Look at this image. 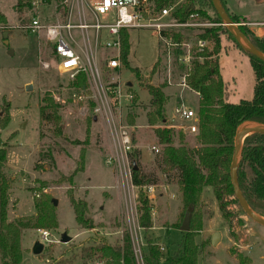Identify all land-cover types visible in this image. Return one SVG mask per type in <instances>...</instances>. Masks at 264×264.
I'll return each instance as SVG.
<instances>
[{
  "label": "rangeland",
  "instance_id": "374dc122",
  "mask_svg": "<svg viewBox=\"0 0 264 264\" xmlns=\"http://www.w3.org/2000/svg\"><path fill=\"white\" fill-rule=\"evenodd\" d=\"M19 1L0 0V13L7 21L6 24L0 23V119L3 120L8 114L10 122L6 128H0V147L6 146L8 149L4 167L10 182L8 221L35 218L36 201L47 195L57 201L58 222L56 230L45 229L50 234L49 243L40 239L39 230L44 229L23 232L21 244L25 261L29 264H104L98 252L88 254L87 251L102 245H122L125 232H129L131 239L133 236L135 244L138 243L136 264H145L141 254L146 248L147 238L166 247L163 251L165 258L170 257L181 243L182 232L173 225L169 228L157 227L174 220L175 203L178 201L172 200L170 212L167 208L162 216V206L152 204L157 211L156 216L151 215L153 227L148 231L138 229L140 190L132 188L131 181L129 184L123 183V174L112 160L114 141L111 126L114 123L131 134L132 151L128 155L130 165L127 171L132 174L133 166H137L141 174L151 180L158 197L166 191L180 199L178 188H174L178 187L175 174H164L163 146L156 143L154 128L159 125L173 128L176 145L179 144V132H183L184 142L198 147L196 135L182 130L187 123L174 111L176 107L192 110L198 107L195 92L176 87L188 69L180 64L178 56L172 55L170 58L167 55L158 33L148 29H132L129 32L130 68L121 64L118 69H109L106 58L112 52L102 49L98 56L102 89L110 109L108 112L104 108L96 112V108L101 107V99L91 86L92 79H88V89L83 92L96 94V97L79 101L76 97L82 94V90L74 88L73 80L56 69L44 32L30 34L22 30L33 18L40 19L46 25L64 22L74 0H67V4L57 0ZM83 1L88 13L98 0ZM228 1L231 10H244L252 20L264 23V3L255 5L253 0H246L244 4L238 3V0ZM207 14L209 20L219 24L213 10L208 9ZM261 27L264 28V24ZM221 28L223 26L220 25L212 27ZM5 32L10 35L7 44L3 39ZM195 36V32L182 30L177 39L194 42ZM74 37L82 44L78 31H74ZM222 37L218 64L229 93L228 101L237 104L241 100H252L255 74L249 57L233 42ZM209 46L211 50L214 47L213 44ZM44 63H50V68H46ZM27 85L32 86L31 91H26ZM149 86H164L165 94L172 98L166 112L170 118L175 116L177 119H168L155 127L149 125L147 114L152 111ZM47 95L62 106L59 112L61 135L56 134L52 122L41 118L40 108ZM153 148L159 152H154ZM82 156L85 157L83 170L76 174L71 183L69 178L82 166ZM110 158L112 161L108 164ZM166 185H170V189ZM35 194H39V198ZM70 196L86 202L88 217L96 225L95 229H83L77 224ZM202 199L203 229L196 238V243L202 248L198 264H240L237 253L249 257L252 264H264V227L242 214L236 203L229 205L232 215L226 220L212 190L204 193ZM134 224L135 229L131 226ZM64 233L71 237L69 243L61 242ZM215 233L221 234L217 246L211 244V237ZM37 241L45 245L41 255L32 252ZM27 251L30 256L26 254ZM162 262L164 264V260Z\"/></svg>",
  "mask_w": 264,
  "mask_h": 264
},
{
  "label": "trees",
  "instance_id": "16d2710c",
  "mask_svg": "<svg viewBox=\"0 0 264 264\" xmlns=\"http://www.w3.org/2000/svg\"><path fill=\"white\" fill-rule=\"evenodd\" d=\"M63 4L65 0H57ZM158 9L168 6L175 0H154ZM190 0L176 13L180 21H185L194 11L193 3L204 17H210L207 10L214 12V17L219 23H223L215 12L211 0ZM227 10L224 1L220 0ZM21 2V0L19 1ZM231 20L239 24L241 31L248 40L264 54V37H258L248 26L246 18L230 14ZM208 15V16H207ZM6 18L0 13V23L6 24ZM224 36L233 42L236 47L249 57L255 74L254 97L252 100H241L237 104L229 103V93L220 74L218 56L222 50ZM202 39L213 40L215 45L212 53L201 54L202 62L195 61L186 78L188 87L200 96L198 107V131L196 135L197 148H192L184 142L183 132H179V144H175V131L167 126H160L166 120V105L168 97L164 92V86H149V94L152 98V111L147 114L148 123L155 127L154 133L158 143L163 146L162 165L164 174L174 173L177 179L178 193L181 199V211L177 227H181L186 213L190 210V231L182 232L181 243L177 251L165 258L160 245L150 238L146 239L147 245L142 253L145 264H198L202 248L196 243V238L203 229V194L206 188H212L218 202L219 209L224 218L229 220L232 213L228 209L230 204H238L235 198L231 181V164L234 155V137L236 129L244 122H255L264 125V62L259 58L245 52L223 26L221 29H210L200 35ZM180 38V37H179ZM121 63L125 68H130V35L123 30L121 35ZM215 55L216 58H209ZM72 86L85 91L88 89V78L80 73L73 81ZM44 104L40 108L41 118L52 122L56 127V134H62L60 110L61 105L56 104L51 95L45 96ZM10 117L7 114L0 119V128L8 126ZM131 124H134L131 121ZM84 153V152H83ZM8 149L0 147V259L2 264H22V235L30 229H46L54 231L58 228L56 219V205L54 198L43 195L36 201L35 218H27L13 222L8 221L10 182L4 172L7 163ZM85 157L82 156V166L70 178L71 183L77 173L83 170ZM133 184L144 187L152 182L144 177L140 170H134ZM240 190L251 208L264 217V135L252 134L243 144L241 161L237 173ZM170 183V182H168ZM70 203L75 213L77 224L87 230L95 229L96 225L88 217V206L85 201L77 200L70 196ZM138 221L140 228L148 231L153 227L151 217L152 206L146 195L139 194ZM242 214H245L240 208ZM124 243L115 245H102L96 249H89L88 254L98 252L104 264H136L132 239L129 232L122 235ZM120 242V241H119ZM236 254V253H235ZM240 264H252L251 259L240 253L236 254Z\"/></svg>",
  "mask_w": 264,
  "mask_h": 264
},
{
  "label": "built area",
  "instance_id": "2783aa9c",
  "mask_svg": "<svg viewBox=\"0 0 264 264\" xmlns=\"http://www.w3.org/2000/svg\"><path fill=\"white\" fill-rule=\"evenodd\" d=\"M64 3L67 4L68 1L65 0ZM187 3H190V0H175L168 6L158 9L154 0H98L87 13L84 1L74 0L70 4L69 10H67L68 16L64 22L46 25L42 24L40 19L33 18L22 27V30L30 34L44 32L52 49L56 69L60 73L67 74L73 81L80 73L86 74L88 79H92L91 86L93 90H97L101 99L102 108L99 106L95 111L101 112L104 108L108 112L110 105L102 89L98 56L103 50L112 52L106 58L108 68L115 70L121 67V35L123 30L129 33L132 29H148L158 33L167 55L170 58L172 55L178 56L180 64L188 69V72L180 78L181 82L178 86L189 88L186 78L193 63L195 61L202 62L204 58L201 54L212 53L214 47L211 50L209 45H215L213 40L202 39L200 35L204 34L206 30L212 29V27L224 26V24H217L207 17L204 18L196 11L197 7L193 3H191V7L193 6L194 11L189 14L185 21H180L176 17V13ZM242 25L249 27L250 24L245 23ZM182 30L195 32L194 42L177 39ZM74 31L80 33L82 44L76 41ZM209 58L215 59L216 56L213 55ZM44 66L50 68V63H44ZM93 97H96V94L82 92L76 98L83 101ZM176 114L184 123H187L182 127L184 132L197 134L199 117L196 110L179 107L176 108ZM190 121L192 123L188 124ZM111 133L114 141L112 160L117 163L119 171L123 174V183L127 182L129 184L131 181L132 188L142 190L152 206L151 215L156 216L157 211L156 208L153 209L152 204L156 207L158 196L155 194L153 185L142 188L135 186L131 172L127 171V166L130 165L128 155L132 151L131 134L114 123L111 126ZM152 150L156 153L159 152L157 148ZM112 160L110 158L108 164ZM35 196L39 198V194H35ZM131 226L134 229L136 227L135 224ZM39 233L42 242H51L48 231L39 230ZM132 244L134 253H136L138 243L135 244L133 241ZM160 249L165 251L163 246H160ZM141 258L143 260L142 254Z\"/></svg>",
  "mask_w": 264,
  "mask_h": 264
},
{
  "label": "water",
  "instance_id": "95a60500",
  "mask_svg": "<svg viewBox=\"0 0 264 264\" xmlns=\"http://www.w3.org/2000/svg\"><path fill=\"white\" fill-rule=\"evenodd\" d=\"M213 3V7L215 12L218 14L220 19L222 20L224 26L228 29V31L231 33V35L235 38L237 43L240 45V47L247 52L250 55H253L260 60L264 62V54L259 51L244 35V33L241 31L239 25L232 22L229 14L227 13L226 9L223 7V4L220 0H211ZM193 8V6H192ZM8 36L9 33L5 32L3 34V39L5 40V43H8ZM10 54H13V51H10ZM32 86L27 85L26 91H31ZM252 134H262L264 135V125L255 123V122H244L241 125L238 126L236 129L235 137H234V155L232 159L230 174H231V181L234 189L235 198L237 199L239 203V207L243 210L245 215L251 219L254 223L261 225L264 227V217L259 215L257 212H255L251 206L246 201L245 197L243 196L238 182V169L241 161L242 156V150H243V144L245 139L252 135ZM134 170H138L137 166H134ZM55 205L57 204V201L54 200ZM190 219H191V212L190 210L186 213L184 221L180 227L181 232H189L190 231ZM71 237L68 236L67 233H64L61 237L62 243H69L71 241ZM221 240V234L215 233L211 237V244L213 246H217V244ZM45 245L41 241L35 242L32 248V252L35 255H41L44 251Z\"/></svg>",
  "mask_w": 264,
  "mask_h": 264
},
{
  "label": "crops",
  "instance_id": "0c3cea01",
  "mask_svg": "<svg viewBox=\"0 0 264 264\" xmlns=\"http://www.w3.org/2000/svg\"><path fill=\"white\" fill-rule=\"evenodd\" d=\"M224 1V4H225V6H226V8H227V10H228V12L230 13V14H233V15H237V16H241V17H243V18H246V20H247V23L248 24H250L249 25V28L258 36V37H264V28L263 27H261L264 23H260V22H256V21H254V20H252L251 19V17L249 16V14H247V13H245L244 12V10L243 11H236V10H231L230 9V5H229V1L228 0H223ZM244 2H246V0H238V3H243L244 4ZM252 3H254L255 5H260V4H263L264 3V0H253V2ZM254 6V5H253ZM243 8H245V5H243L242 6ZM130 35V34H129ZM9 37H10V35L8 36V39H9ZM232 47V46H231ZM228 48H230V47H228ZM234 48V47H233ZM219 69H220V66H219ZM220 74H221V72H220ZM222 76V75H221ZM176 87H180V86H176ZM182 89V88H181ZM186 89H188V90H191L190 88H186ZM167 90V89H166ZM183 90V89H182ZM193 91V90H192ZM193 92H195V91H193ZM196 93V95L198 96V107H199V101H200V96H199V94L197 93V92H195ZM171 99L172 98H168V101H167V105L166 106H168V104H170V101H171ZM198 107H197V109H196V111L198 112ZM177 108V107H176ZM176 108L174 109V111H175V113H176ZM166 111H167V107H166ZM166 115H167V119L164 121V122H166L168 119L169 120H174V119H177L175 116H173L172 118H170L169 117V115H168V113L166 112ZM155 138V141H156V143L158 142V140H157V138L156 137H154ZM155 143V142H154ZM191 147V146H190ZM192 148H197V146H194V147H192ZM167 186V189H170V185H166ZM174 188H178L177 186H175ZM166 190V189H165ZM210 190H212L213 191V189L212 188H206L205 189V192L204 193H206L207 191H210ZM176 192H177V190H176ZM166 194V195H165ZM172 200H174V201H178L177 203H175L176 205H175V208H176V213H175V217L173 218L174 220H170V222H168V223H164L165 225H159L157 228H160V227H167V228H169V226L170 225H173V226H176V224L178 223V219H177V216H178V214H180L179 213V210L181 209V207H182V204H181V199H179L178 197L176 198V195H174V194H170V193H167L166 191L165 192H162L161 194H160V196L158 197V199H157V201H156V205H158V203H159V205L160 206H162L161 207V211H162V214H161V216L162 215H164L165 213H163V211L165 212L166 211V209L168 208V211L170 212V208H171V205L173 204V201ZM165 249H166V247H165ZM27 255L29 254V256L31 255L30 253H28V251H27V253H26ZM22 264H29V263H27L26 261H25V253H24V256H23V262H22Z\"/></svg>",
  "mask_w": 264,
  "mask_h": 264
}]
</instances>
